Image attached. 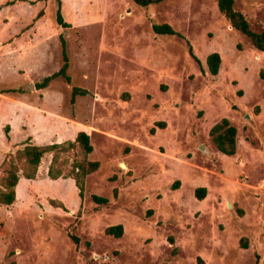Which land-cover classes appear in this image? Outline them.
I'll use <instances>...</instances> for the list:
<instances>
[{"label": "rangeland", "instance_id": "rangeland-1", "mask_svg": "<svg viewBox=\"0 0 264 264\" xmlns=\"http://www.w3.org/2000/svg\"><path fill=\"white\" fill-rule=\"evenodd\" d=\"M61 1L68 28L56 0H0V92L16 90L0 93V178L25 144L81 131L100 167L81 201L73 179L49 178L45 154L38 182L21 178L14 204L0 205V264H264V52L218 0ZM235 9L264 31V0H235ZM156 23L184 38L155 34ZM61 36L72 84L40 89L63 65ZM74 86L87 94L72 101ZM224 118L237 128L233 156L211 137ZM75 156H61L66 168ZM116 225L121 238L106 234Z\"/></svg>", "mask_w": 264, "mask_h": 264}, {"label": "trees", "instance_id": "trees-1", "mask_svg": "<svg viewBox=\"0 0 264 264\" xmlns=\"http://www.w3.org/2000/svg\"><path fill=\"white\" fill-rule=\"evenodd\" d=\"M57 1L56 19L57 23L63 27H71L69 23L64 20L62 13V1ZM136 5L140 7H149L153 4H160L166 0H132ZM218 8L220 13L230 22L231 26L242 33L244 36L250 39L253 46L264 52V31L258 33L251 29L247 18L243 13L235 9V0H218ZM152 29L155 34L162 36H178L184 38L182 34L177 32L169 24H153ZM62 43V57L63 65L60 70L46 77L43 82L39 84V88H46L51 81L55 79H62L65 83L71 85L72 79L68 73L70 67V60L67 51L66 41L63 36L60 37ZM192 55V48L190 49ZM222 59L219 53H213L207 58V65L212 75L217 76L219 74ZM260 78L264 80V67L260 71ZM16 90L8 89L2 90L0 93H15ZM87 91L79 87L74 86L72 88V101H75L76 97L84 96ZM164 126V124H158ZM7 139L10 140L8 126L5 128ZM211 137L217 149L224 155L233 156L237 150V128L232 125L230 120L224 118L218 122L211 130ZM75 152V156L71 168L65 167V162L61 161L63 154ZM93 152V146L91 143L90 135L81 131L77 134L75 140H69L59 144H51L45 146H39L36 144L27 143L22 149H19L14 154H9L8 158L3 162V175L0 178V205L11 206L16 201L17 186L21 178L26 180H35L39 168L47 153H53L52 161L49 166L48 176L51 180L59 179H73L76 187L79 190V196L81 201L85 197L86 179L89 175L98 171L100 163L98 161L90 160L89 156ZM115 195L117 190L115 189ZM206 193L205 188H199L196 191V195L199 199H203ZM94 201L99 205H106L109 203V199L101 196L94 195ZM56 208H64L62 202L52 201L51 203ZM106 234L114 236L115 238H121L124 234L123 225H116L107 228ZM76 241H78L75 238Z\"/></svg>", "mask_w": 264, "mask_h": 264}, {"label": "crops", "instance_id": "crops-1", "mask_svg": "<svg viewBox=\"0 0 264 264\" xmlns=\"http://www.w3.org/2000/svg\"><path fill=\"white\" fill-rule=\"evenodd\" d=\"M77 134H78V133H77ZM76 136H77V135H76ZM74 140H75V139H74ZM46 170H47V171L49 170L48 165H46ZM39 176H40V168H39V172H38V175H37L36 179H35V180H30V181L38 182V178H39ZM71 180H72V179H69L68 182H71ZM73 181H74V180H73Z\"/></svg>", "mask_w": 264, "mask_h": 264}, {"label": "water", "instance_id": "water-1", "mask_svg": "<svg viewBox=\"0 0 264 264\" xmlns=\"http://www.w3.org/2000/svg\"><path fill=\"white\" fill-rule=\"evenodd\" d=\"M125 165L123 164L122 167H124Z\"/></svg>", "mask_w": 264, "mask_h": 264}]
</instances>
